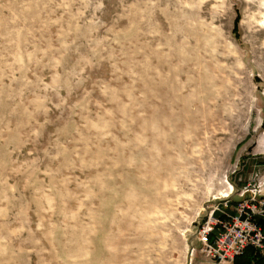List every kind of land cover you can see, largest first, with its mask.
I'll list each match as a JSON object with an SVG mask.
<instances>
[{"label":"rangeland","instance_id":"1","mask_svg":"<svg viewBox=\"0 0 264 264\" xmlns=\"http://www.w3.org/2000/svg\"><path fill=\"white\" fill-rule=\"evenodd\" d=\"M253 195L264 0H0V264H204Z\"/></svg>","mask_w":264,"mask_h":264},{"label":"built area","instance_id":"2","mask_svg":"<svg viewBox=\"0 0 264 264\" xmlns=\"http://www.w3.org/2000/svg\"><path fill=\"white\" fill-rule=\"evenodd\" d=\"M255 196L239 204L234 212L224 218H217L212 224L197 230V237L205 251L216 263L231 264L237 256L252 248L256 253L264 250V232L261 220L264 219V200L255 205ZM214 232L213 242L208 235Z\"/></svg>","mask_w":264,"mask_h":264},{"label":"trees","instance_id":"3","mask_svg":"<svg viewBox=\"0 0 264 264\" xmlns=\"http://www.w3.org/2000/svg\"><path fill=\"white\" fill-rule=\"evenodd\" d=\"M235 23L236 26L234 30L237 31V19ZM214 237H215V233L211 232L208 235L209 242H213ZM234 264H264V251L260 254L254 252L252 248H247L242 255L237 256L234 259Z\"/></svg>","mask_w":264,"mask_h":264},{"label":"crops","instance_id":"4","mask_svg":"<svg viewBox=\"0 0 264 264\" xmlns=\"http://www.w3.org/2000/svg\"><path fill=\"white\" fill-rule=\"evenodd\" d=\"M204 264H226V263H216L214 261H205ZM232 264V263H231ZM234 264V263H233Z\"/></svg>","mask_w":264,"mask_h":264}]
</instances>
